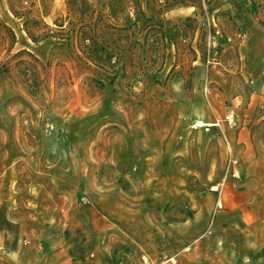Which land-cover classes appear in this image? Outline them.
Listing matches in <instances>:
<instances>
[{"label": "rangeland", "instance_id": "1", "mask_svg": "<svg viewBox=\"0 0 264 264\" xmlns=\"http://www.w3.org/2000/svg\"><path fill=\"white\" fill-rule=\"evenodd\" d=\"M217 2L0 0V264H264L263 6Z\"/></svg>", "mask_w": 264, "mask_h": 264}, {"label": "trees", "instance_id": "2", "mask_svg": "<svg viewBox=\"0 0 264 264\" xmlns=\"http://www.w3.org/2000/svg\"><path fill=\"white\" fill-rule=\"evenodd\" d=\"M146 6L145 8L140 5L137 9V16L135 20L129 21L130 26H152L156 21L159 24L160 29H162L163 25L167 22L164 18L161 17V14L168 10L174 9L177 5H182L185 3V0H145ZM202 0H190L193 6H197L199 2ZM206 1V0H205ZM236 1V0H231ZM95 29L91 25H87L83 30V34L85 35V39L91 41V47L88 48L87 52H91L93 54L103 53L104 47L100 45L95 39ZM87 46V45H86ZM110 66L113 64L108 62ZM102 67H105L104 65Z\"/></svg>", "mask_w": 264, "mask_h": 264}, {"label": "crops", "instance_id": "3", "mask_svg": "<svg viewBox=\"0 0 264 264\" xmlns=\"http://www.w3.org/2000/svg\"><path fill=\"white\" fill-rule=\"evenodd\" d=\"M210 1V0H208ZM218 1L217 5H219V7H217L216 10H214V13L208 12L212 17H214L216 19V14L218 11H224V14L227 16V18L229 19V21H239L238 23L242 22L243 19H245V15L248 16H252L254 13L253 11L258 8V6L261 4V6H263V8L261 9L262 12L260 10H258V14L260 15V17L262 18V21L259 20L260 24H263L264 22V0H236L231 1V0H213ZM221 4V5H220ZM186 8V7H184ZM188 8H192L193 10H190L189 12H187L184 14L185 16H189L191 15L194 10H195V6L190 5V7ZM177 13H180L178 9L175 10ZM5 12V11H3ZM175 12V13H176ZM253 13V14H252ZM1 15H5L7 16L8 20H10L9 15L13 16L11 13H9V15H7V13H3ZM178 15V14H177ZM180 16H183L182 14H179ZM196 17H198V15L194 14ZM200 17V16H199ZM198 17V19H199ZM217 18H219L217 16ZM6 19V18H5Z\"/></svg>", "mask_w": 264, "mask_h": 264}, {"label": "built area", "instance_id": "4", "mask_svg": "<svg viewBox=\"0 0 264 264\" xmlns=\"http://www.w3.org/2000/svg\"><path fill=\"white\" fill-rule=\"evenodd\" d=\"M209 24H211V21H209ZM209 56H210V53H209ZM210 63V60H209V57L207 59V65ZM225 121L228 122V125L229 127H233L235 125V118H234V114H228L226 117H225ZM213 124H206V125H201L199 124V122H197V124H194L193 126L195 128H198V127H207L208 130H210V128L212 127H218V128H223V120L219 119L217 121H213L212 122Z\"/></svg>", "mask_w": 264, "mask_h": 264}, {"label": "bare ground", "instance_id": "5", "mask_svg": "<svg viewBox=\"0 0 264 264\" xmlns=\"http://www.w3.org/2000/svg\"><path fill=\"white\" fill-rule=\"evenodd\" d=\"M199 124H201V125H210V124H213L212 122H206V121H202V120H199Z\"/></svg>", "mask_w": 264, "mask_h": 264}]
</instances>
